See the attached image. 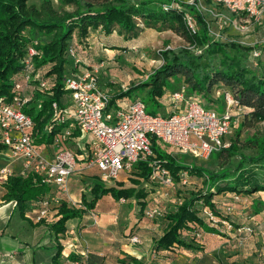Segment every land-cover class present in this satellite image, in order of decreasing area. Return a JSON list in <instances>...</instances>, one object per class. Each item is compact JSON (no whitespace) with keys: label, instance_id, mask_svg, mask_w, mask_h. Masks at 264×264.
Returning <instances> with one entry per match:
<instances>
[{"label":"trees","instance_id":"trees-1","mask_svg":"<svg viewBox=\"0 0 264 264\" xmlns=\"http://www.w3.org/2000/svg\"><path fill=\"white\" fill-rule=\"evenodd\" d=\"M175 1L66 0L76 4L77 9L59 11L53 0H41L39 5L30 3V0H0V96L11 94L14 78L23 67L26 47L29 44H36L40 50L35 62L37 67L41 68L43 77L51 84L46 91L37 92L36 95V100L43 99V109L37 114L33 110L28 111L35 120L34 138L37 144L54 143L55 131L47 130L53 123V101L64 103L67 92L64 88V78L73 68L72 59L68 55L70 46L76 49L85 64L86 38L91 30L98 28L107 33L117 30L128 39L138 37L145 28L173 30L191 45L187 48L163 50L162 66L155 69L145 81L121 93L120 96H124L142 87L147 100L143 97L140 99L144 100L149 112L150 106L161 105L167 88L174 86L175 82L187 86L188 96L201 95L203 100H207V103H204L206 107L216 106L212 98L215 87H223L224 99L225 93L230 92L243 107L244 117L238 127L237 136L229 148L215 153L222 161L217 170L200 166L185 167L167 154L157 140L153 141V149L160 159L167 160L166 167L176 181L180 178V170L186 168L190 174L188 184L195 176L202 178L206 187L202 193H193L185 198L175 209L163 210L164 215L161 218L167 223L162 233L154 240L153 251L168 261L174 260V256L184 249L202 248L199 245L202 238L195 236L197 229H202L204 233L223 232L218 228V224L212 225L202 213L204 208H210L216 215L221 214L216 207L215 194L233 192L234 195L240 196L264 191V132L244 140L240 137L243 128L264 122V42L251 46L236 41L216 40L196 5ZM216 5L224 7L222 3ZM188 16L200 27L196 33H192L188 27ZM75 34H78L77 37ZM38 41L40 43H37ZM255 53L259 55L256 56ZM111 104L108 109H111ZM79 134L77 129L73 131V136ZM70 146L79 150L76 142ZM4 148L0 142V153ZM136 168L139 171L132 177L135 184L133 187H124L123 182L108 186L109 183L100 179L99 172L91 175L93 180L87 184V187H90V196L83 194L79 200L81 206L79 202H73L67 194L58 193L54 186L43 182L41 177L31 173L26 176L15 171L6 181L0 183L6 189L1 200L16 202L24 218L45 225L50 230L52 251L51 262L47 264H67V261L73 264H102L105 256L93 252L90 248L87 256L79 251H65L61 238L71 230V221L97 211V204L105 195L116 199H137L139 214L154 205L157 202L154 197L158 184L153 182L152 169L145 162H139ZM81 174L78 171L74 176L80 180ZM137 185L142 187L136 189ZM55 192L60 197V203L52 205L54 220L48 221L45 218L37 222L39 199ZM258 204L264 206V203L258 201L254 208L260 213L263 209L259 210ZM248 227L250 226L237 228L242 230L238 232L240 237L235 241L236 244L244 243L247 246L254 242V238L248 236L255 234L254 231L245 235ZM15 253L17 256V252ZM217 258L219 264H231L228 263V257L219 255ZM119 261L123 264H141L140 259L132 255H127L126 259Z\"/></svg>","mask_w":264,"mask_h":264},{"label":"built area","instance_id":"built-area-1","mask_svg":"<svg viewBox=\"0 0 264 264\" xmlns=\"http://www.w3.org/2000/svg\"><path fill=\"white\" fill-rule=\"evenodd\" d=\"M217 1L233 10L244 3L243 0ZM248 1L256 3L260 0ZM187 21L191 32L196 33L197 27L190 16ZM38 55L40 50L36 44L26 47L23 67L14 78L11 94L0 96V142L5 146L0 157H7L10 161L9 164L0 166V183L15 172V164H20L19 172L22 175H37L43 182L54 186L58 193L68 194L70 178L82 161L88 160L89 167H97L99 177L105 183L118 180L123 173L137 167L139 162H145L152 169V179L158 184V190L155 193L157 202L147 207L144 215L148 219H158L164 215L160 205L161 198L171 195L165 188L173 187L176 180L166 167L167 160L160 159L153 149V141L157 140L159 144L175 147L179 152L206 160L230 147L228 135L244 117L243 107L230 92L225 93L224 109L220 110L218 107H206L200 95L188 96L185 84L173 91L171 98L176 102L185 101L186 107L183 110L176 108L169 115L149 112L146 103L140 98L130 104L128 112L108 111L111 95L99 86L100 68L86 66L76 49L70 46L68 55L72 59L73 68L64 78V88L67 91L64 103H52L53 123L47 131H55L53 145L56 153L54 157H49L44 145L35 141V120L28 112L33 110L35 113L43 109V99L36 100L37 92H44L51 86L50 81L43 77L41 68L36 65L35 58ZM255 55L258 56L259 53ZM71 122L75 123V128L70 127ZM75 129L80 130V137L89 138L87 142L78 143V151L70 146ZM170 154L177 158L175 153ZM179 175L177 182L188 184L189 172L182 169ZM234 196L237 200L240 199L239 195ZM126 201L124 197L119 199L120 203ZM77 202L82 205L81 201ZM38 203L40 210L36 221L45 218L53 221L52 205L60 203L59 195L56 192L48 194L39 199ZM231 209V206L227 207L228 212ZM202 213L212 225L222 221L210 208H204ZM91 215L97 217L95 213ZM222 222L232 227L227 219ZM247 230L252 231L250 227ZM204 234L202 229L195 231V236L199 239ZM130 243H142L141 236L137 234L130 237ZM72 246L87 256L88 247ZM15 257L14 251H0V262Z\"/></svg>","mask_w":264,"mask_h":264},{"label":"rangeland","instance_id":"rangeland-1","mask_svg":"<svg viewBox=\"0 0 264 264\" xmlns=\"http://www.w3.org/2000/svg\"><path fill=\"white\" fill-rule=\"evenodd\" d=\"M133 2H138L140 0H130ZM177 1V0H176ZM175 1V2H176ZM181 3H189L194 4L196 7H198L199 11L203 14L204 19L211 31L212 36L216 40L220 41H229V42H241L245 45H256L260 42H264V0H260L256 3H253L248 0H243L244 3L240 5V8L238 9H231L230 7H220L217 6L216 3H219L217 0H178ZM41 0H30V3H36L40 4ZM55 7L59 11H75L77 9V5L74 3H68L66 0H53ZM177 3V2H176ZM196 26L195 21L193 22ZM145 27V26H143ZM197 27V26H196ZM200 27H197V30ZM117 32V30H115ZM77 33V32H76ZM91 34V38L89 37ZM30 35V33H29ZM76 37L78 34H75ZM98 38V32L90 31L88 37L86 38V47H89L88 42L94 39ZM37 43H40L38 41ZM184 47H191V45L185 40L184 37L178 35L173 30H161V28H145L143 32L136 38V40L133 42V45H131V48L128 46L122 47L121 54L112 51H104L101 49L102 52V59L98 61V63L104 62L103 68H100L101 66L95 65L100 68L99 71L102 69V73L106 71L107 75L111 78H113L116 82L112 83L113 85L118 86L122 90L129 89V87L134 86L136 84H139L142 81H145L150 74L154 72L155 69L159 68L163 64V58L161 56V52L165 49H180ZM100 52V51H99ZM92 66V67H95ZM105 68V69H104ZM173 80V79H172ZM182 85L181 82H175L174 86L167 88L166 92L169 94L170 92H173L180 88ZM223 87H215L212 91V98L214 99L216 106L219 109H222L225 105V99L222 96L223 93ZM139 94H141V97H143L144 100H147L145 96V90L140 87ZM201 97V95H200ZM169 98V97H168ZM203 100V97H201ZM166 99V98H165ZM164 99V100H165ZM161 102V105L159 107L150 106L149 110L155 114H162V115H169L170 109L168 106L163 105ZM204 103H207V100H203ZM183 110L184 108H180ZM36 114L39 113L38 110L35 112ZM242 119H240V122L233 127L231 133L228 135V140L233 141L235 137L237 136V133L239 132L238 127L241 124ZM70 127L75 128V123L71 122ZM79 132L80 130L77 129ZM241 132V139H247L248 137H252L257 133L264 132V122L257 123L256 125L252 127H245ZM78 136H81V132ZM76 139V138H74ZM88 136L85 138L79 137L76 139V143H80V141H88ZM163 150L171 156L170 153H175V156L177 157V162L185 165V167L192 166H200V167H206L210 169H219L220 163L222 162L219 158L216 157V154H214L209 159L203 160L199 159L196 156L192 154H185L183 152H179L177 148L172 146H166L164 144H161ZM73 147V146H72ZM4 162L0 161V165L9 164V159L2 158ZM0 158V160H2ZM81 163V162H80ZM11 164V163H10ZM186 169V168H185ZM137 169L136 167L133 168L132 171L123 173L118 180L113 181L108 186L118 185L120 182L124 183V187H133L134 180L133 176H136ZM79 183L83 182L82 185L85 186L88 184V182H91L92 176L89 174H81ZM194 176V175H193ZM136 189H140L142 185L135 186ZM206 189L205 183L203 182L202 178L198 177H192L190 179V183L186 185H182L179 182H175V185L173 187H166V191H170V196L167 198H161V207H163V210H169V209H175L183 200L193 193H202ZM162 190V191H165ZM90 193V192H89ZM163 193V192H162ZM247 195H240V199L237 200L233 194V192H226V193H217L214 195V200L216 201V207L218 211H220V219L223 221L224 218L229 219L228 223H232V227H230L227 223H223L220 221L218 223V228H220L223 232L218 236L214 233H205L204 237L201 239V243L199 245L202 247L201 249L197 250H191V249H184L181 253H178L175 255V259L168 261L165 259L164 256L159 255L158 253H155L153 251L154 248V240L156 237H158L161 232V229L163 230V227L166 226L167 221L162 219L161 217L152 220L146 219L147 225L144 228V231L142 230V234L139 232L138 235L142 238V243L139 245H142L141 247V264H219L218 262V256L222 255L225 257H228L230 260H228V263H234V264H257L255 263L254 257H252L251 254L245 253L242 254L240 250L235 252L237 248H232L230 244L232 241H228L233 236L230 235L234 231L239 232L240 230L237 229L239 226H246L244 223H240L238 218L242 221L244 219L246 221V218H243L244 216L249 217V221L247 226H250L252 231H254L255 234H257V238H254L255 243L254 245L256 249L261 252L262 247V236L261 229H264V224L261 223V220L259 217H256L257 213L254 208L251 206V200L247 199ZM244 197V199H243ZM261 197V196H260ZM168 199V200H166ZM262 200L261 198H258L257 201ZM103 203L106 206H110V211H113L112 214L118 215V221L120 222V218L122 217L124 220H121L123 223L127 224L128 226L132 225L131 228L124 227L127 230L123 228V237L124 241L126 243L130 242V237L137 235V231L135 229V218L138 217V202L135 198L127 199L126 202L120 203L119 199H116L115 197L111 195H105L102 199ZM154 202V200H153ZM262 202V201H261ZM201 203V202H200ZM201 206V204H199ZM198 205V206H199ZM231 206V212H228L227 207ZM100 207V206H99ZM259 210H264V206L261 204H258ZM261 212V211H260ZM97 214V217L95 215H91L93 219H101V215L99 214V210L93 212ZM91 214V213H89ZM144 215V214H142ZM115 216V215H114ZM256 217V220H255ZM232 219V221H231ZM234 220V221H233ZM236 220V222H235ZM243 220V221H244ZM72 222V221H71ZM245 222V223H247ZM258 222V223H257ZM8 223V225H7ZM7 226H9V222H6L5 219L0 220V227L3 228V231H6ZM156 226L159 228L156 230ZM246 226V227H247ZM161 228V229H160ZM252 231H246L252 232ZM262 235V236H261ZM88 237L94 239L96 236L94 235H88ZM247 238V236H246ZM244 244V243H243ZM68 246V245H66ZM136 246V245H135ZM134 246V247H135ZM243 246V245H241ZM240 247V244L239 246ZM241 248V247H240ZM120 254H111L107 258L109 262L112 264H123L119 260L120 259H126L127 255H129L127 252L121 251ZM123 255L122 257L120 255ZM118 255V258L116 257ZM245 256V257H244ZM106 258V257H105ZM128 259V258H127ZM237 260V262L235 261ZM1 264L4 262H0ZM110 263V264H111ZM104 264V261L102 262Z\"/></svg>","mask_w":264,"mask_h":264},{"label":"crops","instance_id":"crops-1","mask_svg":"<svg viewBox=\"0 0 264 264\" xmlns=\"http://www.w3.org/2000/svg\"><path fill=\"white\" fill-rule=\"evenodd\" d=\"M92 31L98 32V38L92 41L90 40L88 42V45L90 46L85 48L86 55H84V61H85V65L88 67H92L100 64L99 65L101 66L100 68H103L104 62L98 63V61L102 59L101 49H103L102 50L103 54L105 50L112 52L116 51L117 53L121 54L122 52L120 49L125 46L131 48V45H133V42L137 38L134 37L128 39L127 37L121 35L116 31H113L112 33H107L102 28H98ZM89 37L91 38V34ZM99 48L101 49L99 50ZM107 73L106 71L102 73V69L101 71H99V86L103 91L111 95V101L113 99V103L111 104L110 102L111 109H108V111H112V112L114 111L115 113L119 111L128 112L130 110V104L134 102L136 99L142 98L141 94H139L138 92L139 90L133 91L131 92V94L120 96L123 90L120 89L118 86L112 84L115 83L116 81L113 78L109 77ZM171 93L172 92L168 94L166 92L165 95L162 97L161 102L164 101L162 103V106L163 105L168 106L170 109V113L176 110V108L178 109L182 107L185 108L186 107L185 101H179V102L174 101L171 98ZM222 109H224V106ZM79 137L80 136L78 135L74 136V138L76 139ZM74 138L72 139L73 143H75L76 141V139ZM80 142H84V141H80ZM41 144L44 145L45 151L49 157L55 156L56 151H55V146L53 144H46V143H41ZM2 158L5 157L2 156ZM14 167H15V171H19V169L21 168L20 164H15ZM78 171L79 173L89 174L90 176L99 172L97 167L88 166V160L79 163L78 170L76 171V173H78ZM76 173L74 172L70 178V191L67 194L73 202L79 201L84 193L87 194L88 197L90 196L89 193L90 187H87V184L83 186L81 183H79L78 182L79 180L76 178V176H74V174L76 175ZM91 180L93 179L91 178ZM5 191L6 189L0 185V220L5 219L6 222H9V226H7L6 231H3V228L0 227V251H10V252L14 251L17 252V256L14 259L6 260L2 264L50 263L51 262L50 252L52 251V248H50V245L52 244V238H51L52 233L47 228V226L37 224L36 222L24 218V216L20 214L18 206L15 205L13 202L2 201L1 197L4 195ZM258 198H261L262 200H260V202L262 201L264 203V191H259L246 196V200L247 199L251 200L252 208L256 207ZM102 199L98 202L96 207V210L97 209L99 210L101 219L99 220L93 219L91 214H86L81 219L73 220L70 223L71 230L64 236V238H61L62 243L65 246V251L68 250L69 252L70 251L77 252L79 250L75 248V246L73 247L72 245H78V247L81 248L88 247L93 252L106 257L104 264L111 263L107 258L109 255L120 254L119 252L121 251L127 252L129 255L136 256L138 257V259H141L140 254L142 253L140 252L142 245L137 244L135 246V244H131L130 242L126 243L124 241V238L126 237H123L122 233L127 230L124 227H127L128 225L121 221L124 220L122 217L120 218V222H119L118 215L114 214L115 215L114 216L112 214L114 210L110 211V206L109 207L106 206L103 203ZM154 199L155 201H157L156 197H154ZM256 217H259L261 223L264 224V210H262L260 214H257ZM243 218H246V221L244 219H242L241 221L240 218H238L239 222L244 223V225L245 224L248 225L247 220L249 221L248 219L249 217L244 216ZM146 219L149 220L145 215L142 214H138V217L135 218L134 221L135 229L136 231L139 230L141 234H142V230L144 231V228L147 225L149 226V224H146ZM128 227L131 228L132 225ZM123 228L125 229L124 231ZM158 229L159 228L156 226V230ZM162 231L163 230L161 229V232L159 234H161ZM260 231L263 234V236L261 235L263 240L261 252H259V250L255 248L256 245H254V243L255 241H257L255 239L251 245L249 244L246 246L245 244H243V246H241L242 244H240L241 248L238 247L239 244H236L235 241L239 239L240 234H238V232L236 231L230 234L233 236L232 238H234V239L229 238L228 241H232L230 246L232 248H237L235 252L237 251L240 252V250H242L241 253L244 255L245 253L251 254L252 257H254V260L257 259L255 260V263L264 264V229H261ZM139 232L137 234H139ZM94 234L96 236L94 239L88 237V235H94ZM247 234L248 233L246 232L245 235ZM217 235L221 237L220 234ZM248 236L251 238H257V234H252ZM123 255L121 254L120 256L122 257ZM116 257L118 258V255H116ZM235 261L237 262V260ZM67 264H73V262L67 261Z\"/></svg>","mask_w":264,"mask_h":264}]
</instances>
